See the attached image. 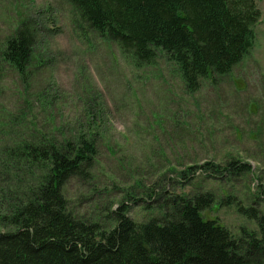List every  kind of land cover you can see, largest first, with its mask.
<instances>
[{"label": "rangeland", "instance_id": "374dc122", "mask_svg": "<svg viewBox=\"0 0 264 264\" xmlns=\"http://www.w3.org/2000/svg\"><path fill=\"white\" fill-rule=\"evenodd\" d=\"M255 2L260 17L248 54L230 73L189 91L164 52L134 66L115 43L80 25L67 0H0V49L27 20L44 63L32 62L22 79L0 62V152L29 128L34 135L74 138L87 119L101 133L94 135V166L63 188L78 217L108 229L122 203L130 218L143 222L160 215L154 198L164 190L170 196L211 191L216 202L232 195L264 215V0ZM86 109L95 119L84 116ZM230 159L249 163L251 171L187 172ZM202 215L235 236L242 229L258 233L256 220L233 204H213Z\"/></svg>", "mask_w": 264, "mask_h": 264}, {"label": "trees", "instance_id": "16d2710c", "mask_svg": "<svg viewBox=\"0 0 264 264\" xmlns=\"http://www.w3.org/2000/svg\"><path fill=\"white\" fill-rule=\"evenodd\" d=\"M67 1L80 25L115 43L134 66L151 64L158 50L164 52L189 91L241 62L260 17L255 0ZM36 48L31 24L21 21L4 41L0 62L25 79L32 62L44 64ZM84 116L95 119L88 109ZM84 122L73 139L34 135L29 128L14 145L1 146L0 264H264V215L232 195L216 202L211 191L170 196L164 190L154 198L159 216L134 221L121 203L108 229L70 212L63 188L72 178H87L98 154L94 135L100 127ZM192 169L222 177L250 172L251 165L230 159L187 172ZM216 203L235 205L256 220L258 233L242 229L235 236L205 219L202 211Z\"/></svg>", "mask_w": 264, "mask_h": 264}]
</instances>
